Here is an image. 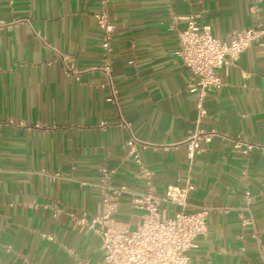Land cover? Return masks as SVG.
Listing matches in <instances>:
<instances>
[{
    "label": "crops",
    "instance_id": "1",
    "mask_svg": "<svg viewBox=\"0 0 264 264\" xmlns=\"http://www.w3.org/2000/svg\"><path fill=\"white\" fill-rule=\"evenodd\" d=\"M103 8L116 102L102 69ZM190 16L229 41L264 25V0H0V264H100L95 184L108 167L113 185L146 191L135 153L157 194L191 182L186 211L210 210L190 264H264V155L235 147L264 144V40L221 68L199 124L219 134L190 162L198 96L178 55ZM141 215L125 195L115 219L135 229Z\"/></svg>",
    "mask_w": 264,
    "mask_h": 264
},
{
    "label": "built area",
    "instance_id": "2",
    "mask_svg": "<svg viewBox=\"0 0 264 264\" xmlns=\"http://www.w3.org/2000/svg\"><path fill=\"white\" fill-rule=\"evenodd\" d=\"M101 2L105 7L108 0ZM96 18L104 34L101 46L107 61L102 69L111 89L109 100L116 102L117 89L108 58L113 24L104 8L96 14ZM258 40H264V25L235 31L230 40L225 41L215 37L208 25H199L195 16H190L186 28L178 32V55L191 74V91L198 96V127L186 140L190 162L201 151L200 142H210L219 134L216 130L206 131L199 127L204 116L202 100L209 91L222 86L221 68L228 62L237 61ZM125 125L128 126L126 123ZM132 138L136 140L134 136ZM235 147L245 155L254 149L264 155V144L236 140ZM134 161L146 180V191H135L125 184L113 185L115 169L108 167L101 168L100 177L95 184L101 196V211L90 226L96 223L100 225L98 231L103 248L100 264H190L189 251L198 245L199 237L208 233L209 208L186 211L189 193L194 189L191 182H187L185 186L170 185L163 194H157L152 173L138 153H135ZM125 195L130 197L133 208L142 211L141 222L135 229L125 227L115 219ZM247 199L250 200L249 197ZM166 203L178 206L179 209L172 216H166L163 209ZM79 222L87 223L83 217Z\"/></svg>",
    "mask_w": 264,
    "mask_h": 264
}]
</instances>
